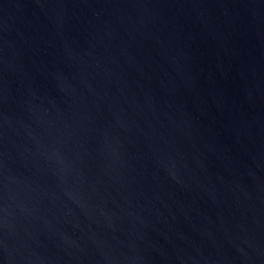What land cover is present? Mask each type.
<instances>
[{
    "label": "water",
    "instance_id": "95a60500",
    "mask_svg": "<svg viewBox=\"0 0 264 264\" xmlns=\"http://www.w3.org/2000/svg\"><path fill=\"white\" fill-rule=\"evenodd\" d=\"M0 264H264V0H0Z\"/></svg>",
    "mask_w": 264,
    "mask_h": 264
}]
</instances>
